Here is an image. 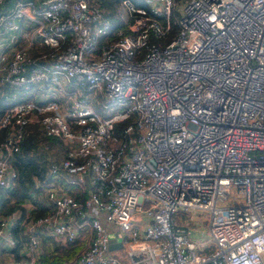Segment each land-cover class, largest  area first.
Returning a JSON list of instances; mask_svg holds the SVG:
<instances>
[{"label":"built area","instance_id":"1","mask_svg":"<svg viewBox=\"0 0 264 264\" xmlns=\"http://www.w3.org/2000/svg\"><path fill=\"white\" fill-rule=\"evenodd\" d=\"M5 1L0 196L21 141L45 174L0 214V255L80 241L73 264H264V0H119L116 26L98 0Z\"/></svg>","mask_w":264,"mask_h":264},{"label":"trees","instance_id":"2","mask_svg":"<svg viewBox=\"0 0 264 264\" xmlns=\"http://www.w3.org/2000/svg\"><path fill=\"white\" fill-rule=\"evenodd\" d=\"M16 0H6L5 4H7V7L11 6L12 3ZM100 4V8L102 10V13L104 16H106L111 21L114 20V17H112L111 8L115 7L114 5L119 0H98ZM116 4V5H117ZM114 16H117L116 7L114 9ZM177 12L175 10H172L171 15L169 18H158L161 22L160 24H168L169 31L166 35V40L170 39L172 37V34L176 32L177 30ZM152 18V17H151ZM150 34L153 35L151 32ZM165 36H163L164 38ZM150 40L153 42L161 41L158 37L150 36ZM163 42V41H161ZM167 42V41H166ZM124 125V121L116 122L115 123V129L116 132L120 130V128ZM35 134V137H34ZM5 135V131H0V140L1 136ZM29 138H34V141L38 140L37 133L32 130V132H29L27 135ZM32 140H26L21 141L20 143V153H17L14 155V157L11 159V162L16 170V177H15V187L14 189L4 191L2 192L0 196V214H9L11 211L17 209L20 205V203L27 197L29 190H31V187L33 185V181L31 180L32 176H38L39 178L43 177L45 174V166L43 163V155L41 153L37 152L36 144L31 142ZM33 152L32 154H29V152ZM72 194L74 196H79L80 193L72 191ZM19 218L17 221L14 222L11 231L14 233V236L16 235L17 227H18ZM78 245L76 242L68 243L67 246L64 248L59 247H49L46 252L42 253L40 258L38 259V264H60V262L57 259H54L53 261H50L48 256L53 255L54 253H64L68 254V252L72 249H75L74 246ZM15 258H20L16 253H13Z\"/></svg>","mask_w":264,"mask_h":264},{"label":"rangeland","instance_id":"3","mask_svg":"<svg viewBox=\"0 0 264 264\" xmlns=\"http://www.w3.org/2000/svg\"><path fill=\"white\" fill-rule=\"evenodd\" d=\"M117 4V3H116ZM116 4L114 5L116 7ZM115 7L111 8V12H112V17H115V13H114V9ZM112 22L116 25H118L120 22L117 23V21H115V18L114 20H112ZM195 215L199 214V212H195L194 213ZM184 216L181 215V214H178L176 216V220H177V223L180 225L182 223H180V219L183 220ZM203 218V216L201 217ZM191 225V221H189L187 223V226L190 227ZM197 231H193V233L195 234V242L197 243L198 242H202V243H205L206 242V235H203L201 232H200V228L201 227L203 230H204V227H205V220L204 219H200L199 220V224L197 223ZM196 225H194L196 227ZM199 225V227H198ZM76 244L78 245H73L75 249H72L68 252V254H64V253H54L53 255L51 256H48L47 258H49L50 261H53L54 259H57L60 264H73V259L75 257V255L78 253L79 249L81 248L82 246V243L80 241H77ZM51 248V247H50Z\"/></svg>","mask_w":264,"mask_h":264},{"label":"crops","instance_id":"4","mask_svg":"<svg viewBox=\"0 0 264 264\" xmlns=\"http://www.w3.org/2000/svg\"><path fill=\"white\" fill-rule=\"evenodd\" d=\"M114 18H115V21H117V23H118L119 19L116 16ZM192 236H195V235H192ZM117 247H119V243L116 240V238L112 236L111 243L109 244V248H110V250H116ZM0 264H9V262L5 258V253L0 255Z\"/></svg>","mask_w":264,"mask_h":264}]
</instances>
